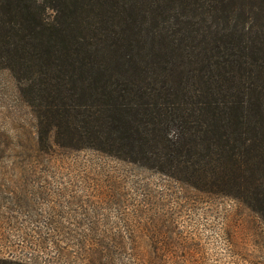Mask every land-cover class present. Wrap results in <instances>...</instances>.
<instances>
[{
  "label": "trees",
  "instance_id": "trees-1",
  "mask_svg": "<svg viewBox=\"0 0 264 264\" xmlns=\"http://www.w3.org/2000/svg\"><path fill=\"white\" fill-rule=\"evenodd\" d=\"M2 70L34 130L6 175L57 176L87 152L229 199L264 228V0H0ZM98 246L76 264L111 263Z\"/></svg>",
  "mask_w": 264,
  "mask_h": 264
},
{
  "label": "rangeland",
  "instance_id": "rangeland-1",
  "mask_svg": "<svg viewBox=\"0 0 264 264\" xmlns=\"http://www.w3.org/2000/svg\"><path fill=\"white\" fill-rule=\"evenodd\" d=\"M32 126L0 71V164L23 131L31 142ZM69 156L77 163L57 176L0 170V259L76 264L90 242L99 243L94 254H112L102 264H264L263 226L231 200L114 159Z\"/></svg>",
  "mask_w": 264,
  "mask_h": 264
}]
</instances>
